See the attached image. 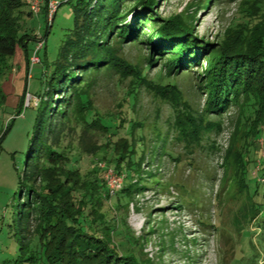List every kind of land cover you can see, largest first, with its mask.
Instances as JSON below:
<instances>
[{
    "label": "trees",
    "instance_id": "trees-1",
    "mask_svg": "<svg viewBox=\"0 0 264 264\" xmlns=\"http://www.w3.org/2000/svg\"><path fill=\"white\" fill-rule=\"evenodd\" d=\"M30 1L0 0V79L9 70L8 59L18 48L24 52L26 66L29 65L31 35L25 31L24 20L39 15L31 12ZM39 1L47 20L49 0ZM157 1L76 0L72 4V25L61 39L51 66L44 65L43 88L33 95L37 104H29L36 107V114L24 165L18 175L9 224L18 242V254L3 264H149L140 238L127 226L125 214L118 212L107 218L101 208L107 198H115L113 209L119 210L120 197L142 192L152 183H158L159 178L152 176L145 181L138 172L141 164H147V169L151 166L157 150L144 156L145 122H134L124 128L125 114L122 117L116 112L100 114L94 107L93 94L99 84L112 82L118 76L119 81L129 78L130 89L125 94H135L134 88L144 81L150 87L144 70L149 71L154 62L163 59L171 66L169 75L199 76L194 94L200 96L201 90H206L204 115L198 123L194 121L196 133L209 131L208 124H217L238 100L242 99L243 107L252 108L253 111L241 117L257 118L256 125H247L241 137L247 151L237 159L226 157L227 163L233 160V173L225 171V177L254 188L248 199L251 211L259 212L253 222L261 229L257 240L264 250V198L259 207H255L254 199L264 187L252 174L257 166V175L264 178V145L256 143L258 134L264 130V29L255 39L256 45L249 48L207 46L191 35L188 23L180 15L162 18L152 8ZM209 2L206 0L203 7ZM47 33L38 37L43 40L45 54ZM131 45L148 50L146 58L142 57L145 62L139 67L124 56L123 47ZM200 62L205 68L202 74L194 69ZM25 94L20 97L16 115L25 107ZM175 94L182 93L177 89ZM125 98L118 105L124 113ZM3 101L0 90V106ZM199 127L201 130L197 131ZM190 130L184 128V134ZM169 134L158 138V147L164 149L162 154L166 152L175 159L165 145ZM99 153H104L103 160H108L116 174L123 175L125 171L124 177L129 181L136 175L142 180L108 188L103 183L105 170L99 164L87 167V159L93 164ZM143 172L154 174L149 170ZM244 233L245 238H250L246 230ZM245 254L239 256L240 263L259 264L264 258V252L258 250L247 249Z\"/></svg>",
    "mask_w": 264,
    "mask_h": 264
},
{
    "label": "rangeland",
    "instance_id": "rangeland-1",
    "mask_svg": "<svg viewBox=\"0 0 264 264\" xmlns=\"http://www.w3.org/2000/svg\"><path fill=\"white\" fill-rule=\"evenodd\" d=\"M54 1L60 4L56 8L48 6L47 20L42 10L39 15L24 20L25 31L31 35L29 54L33 53L35 38L45 37L48 32L46 54L45 48L40 49L38 57L41 61L29 63L27 67L24 52L18 48L15 55L8 59L9 70L0 79V90L4 95L0 106V264L18 254V242L9 224L18 175L24 165L36 114V107L27 106L16 115L20 97L24 92L35 95L42 90L46 78L44 65L51 66L61 39L72 25V4L76 0ZM205 1L158 0L152 8L164 19L180 15L188 23L191 35L203 40L207 46L232 45L239 50L256 45L255 39L264 29V0H210L208 6L203 7ZM47 21L51 22L50 26ZM123 49L125 58L133 65L139 67L145 62L142 57L146 58L147 49L143 51L132 45ZM165 61L158 60L149 71L144 70L151 86L144 81L140 87L134 88L135 94H125L129 78L119 81V76L112 82L99 84L95 89L93 102L100 114L116 112L121 117L125 114L124 128L134 122H145L142 133L146 151L143 155L157 151L151 166L147 169V164H141L138 172L142 173L145 181L152 176L159 178L158 183H152L149 189L120 197L119 210L113 209L115 198H107L101 210L107 218L118 212L125 214L127 226L140 238L149 264H245L244 261L240 263L238 258L246 255L247 249L264 252L257 240L261 229L253 222L259 212L250 209L248 196L252 195L254 188L242 185L232 177L226 179L225 171L233 173V160L227 163L226 157L230 155L237 159L246 153L241 137L247 125H256L257 118L253 115L247 120L241 118L244 113L253 111L251 107H243L245 104L241 105V99L229 107V113L218 119L217 124H208L209 131L196 133L193 130L194 121L198 123L204 115L206 90H201L200 96L194 94L199 76L186 73L169 75L171 66ZM162 62L164 66L160 65ZM197 65L199 67L194 69L204 73V63ZM177 89L182 93L180 96L175 94ZM124 97L126 113L118 106ZM25 98L26 94L24 103ZM115 119L113 121L117 123ZM238 119L242 120L239 125L236 124ZM184 128L191 130L184 134ZM199 129L201 127L197 131ZM166 134L169 137L165 145L175 159L166 152L162 154L164 149L158 147V138ZM258 135L256 143L264 145V130ZM103 158L104 153L97 154L93 164L87 159V167L99 164L98 167L105 170L103 183L111 189L114 179L109 174H113V166ZM146 170L154 174L143 172ZM253 171L252 174L262 183L260 186L264 187V178L257 175V166ZM141 180L137 175L131 181L124 177L122 186ZM262 196L264 191L259 189L254 197L257 200L255 207L260 206ZM244 230L250 238H245ZM259 264H264V258Z\"/></svg>",
    "mask_w": 264,
    "mask_h": 264
},
{
    "label": "built area",
    "instance_id": "built-area-1",
    "mask_svg": "<svg viewBox=\"0 0 264 264\" xmlns=\"http://www.w3.org/2000/svg\"><path fill=\"white\" fill-rule=\"evenodd\" d=\"M38 1V0H37ZM48 6H53L52 8H56L57 7V4L54 0H49L48 2ZM30 9H31V12L33 14H38L40 12V9H41V2L38 1V2H33L31 1L30 3ZM55 10V9H54ZM54 15V14H53ZM43 46V40L41 38H38L34 47H33V53L32 55L30 56V62L31 64L33 63H36V62H39V57H38V52L39 50L42 48ZM30 103H33V104H37V98L29 93L26 94V98H25V103H24V106L27 107L29 106ZM108 175V174H106ZM105 175V176H106ZM110 178L113 177V186L111 185V189H116V188H119L123 182V176L122 175H118L116 173L113 172V174H109ZM108 176H106L107 178ZM109 183V182H108Z\"/></svg>",
    "mask_w": 264,
    "mask_h": 264
}]
</instances>
